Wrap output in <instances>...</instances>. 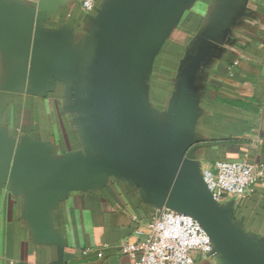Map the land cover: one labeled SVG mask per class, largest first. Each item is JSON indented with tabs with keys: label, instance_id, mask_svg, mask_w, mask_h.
<instances>
[{
	"label": "crops",
	"instance_id": "crops-1",
	"mask_svg": "<svg viewBox=\"0 0 264 264\" xmlns=\"http://www.w3.org/2000/svg\"><path fill=\"white\" fill-rule=\"evenodd\" d=\"M114 1L84 11L81 0H0V264H133L117 246L148 232L160 208L93 110L94 45ZM134 88L147 124L197 173L264 167V0L168 4ZM216 202L264 252V170Z\"/></svg>",
	"mask_w": 264,
	"mask_h": 264
},
{
	"label": "water",
	"instance_id": "water-1",
	"mask_svg": "<svg viewBox=\"0 0 264 264\" xmlns=\"http://www.w3.org/2000/svg\"><path fill=\"white\" fill-rule=\"evenodd\" d=\"M173 1L112 3L100 23L94 45L93 110L111 136L113 153H118L149 187L159 207L190 214L213 243V255H221L228 264H264V252L217 206L202 175L160 140L138 106L134 88L138 53L156 15ZM224 18L213 28L216 34L226 26L228 15Z\"/></svg>",
	"mask_w": 264,
	"mask_h": 264
},
{
	"label": "built area",
	"instance_id": "built-area-1",
	"mask_svg": "<svg viewBox=\"0 0 264 264\" xmlns=\"http://www.w3.org/2000/svg\"><path fill=\"white\" fill-rule=\"evenodd\" d=\"M94 4V0H81L84 11L92 10ZM263 170L243 161H219L201 175L210 196L218 201L224 195L242 196ZM117 248L133 264H196L192 252L213 255V243L196 219L164 205L152 217L148 232L134 241L122 240Z\"/></svg>",
	"mask_w": 264,
	"mask_h": 264
}]
</instances>
